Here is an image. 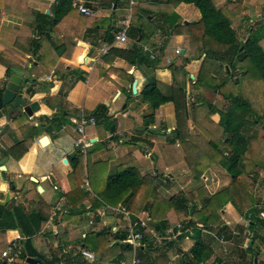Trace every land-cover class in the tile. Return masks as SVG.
Listing matches in <instances>:
<instances>
[{
    "label": "crops",
    "instance_id": "crops-1",
    "mask_svg": "<svg viewBox=\"0 0 264 264\" xmlns=\"http://www.w3.org/2000/svg\"><path fill=\"white\" fill-rule=\"evenodd\" d=\"M54 2L55 0H0V94L12 74L11 70H17L23 73L21 92H24L26 101L36 102L38 105V110L31 118L24 114L7 118L6 125L0 129V160L6 157L5 164L0 168V205L8 208L20 206L26 212L37 208L48 214V219L55 215L53 225L42 223L37 236L32 239L31 250L36 251L44 262L61 259L56 264H131V249L123 243L125 233H114L113 230L114 226L123 227L124 223L119 222V217L106 208L113 206L92 208L91 198L85 196L90 191L86 183L90 181L94 192L97 189L91 179H102L99 191L107 173L113 174L120 162L130 163L141 176L145 173L142 170L146 171L151 165L154 166L149 176L157 178L153 183L155 189L169 184L171 187L177 176L182 177L179 189L186 188L185 192L203 185L211 195L224 190L230 183V177L216 163L205 171L190 166L189 161L196 155V151L190 148L191 143L180 145L178 140L173 145L169 143L176 126L172 103H167L154 112L148 130L142 127L144 121L148 123L144 116L150 110L140 92L154 78L165 86L161 89L167 93L164 89L170 86L172 80L167 60H172L174 66L182 67L191 77L198 73L203 55L200 54L201 36L197 26L193 28L189 25L197 23L201 16L194 6L180 1L99 0L93 2L92 7L86 6L93 13L91 17L72 10L52 28L50 40L44 41L42 45L43 60L37 62L30 55L27 41L34 34L38 35L43 28L32 25L31 11L44 14L48 11L49 15ZM232 3L238 4L244 17V23L233 24L240 38L245 34L247 23L254 25L256 20H263L264 23V0H222L216 9L220 10ZM136 5L154 13L168 16L174 14L177 20L175 26L180 24L174 34L168 37L160 27L156 31L152 30L161 24L163 18L153 21L148 19L143 22L146 30L144 29L142 39L132 41L128 37L125 44L110 45V48H133L148 57L158 53L159 62L154 67H147L146 62L134 66L123 59L113 58L108 52L110 48L107 52L100 53L101 49L109 46L105 35L108 27L114 32L118 31L121 22L128 16L130 23L137 22L132 19ZM106 19L110 21L102 22ZM169 49L173 57L167 58ZM176 50H180L179 55L175 54ZM80 56H83L82 61L79 60ZM194 57L200 58L186 62V58ZM164 58L166 60L163 61ZM148 59L153 60L154 57ZM133 83H136V93L132 92ZM210 100L216 108L222 109L218 105L220 96ZM188 101L189 104L192 102ZM99 107L102 117L96 119L92 114ZM82 114L93 116L96 123L85 127L83 133L79 134L76 128ZM211 119L217 122L219 116L215 114ZM248 119L249 124L245 126L241 137L253 143L259 136L261 127L253 116ZM262 120L260 125L264 126V117ZM113 127L115 130L112 132ZM188 127L201 139L208 140L194 127L191 118L188 120ZM80 139L86 144V148L76 146ZM19 143H25L28 148L21 156V147L17 146ZM79 150L82 152L83 165L77 169L75 176H85L81 188L84 195L72 191L76 183L69 160ZM207 164V161H203L202 165ZM188 165L190 169L201 173V181L195 179V173H192V177L189 176V170L186 174L190 178L185 176L188 178L186 181L184 174L176 173L178 170L184 171V167ZM257 165L259 182L254 190V205L247 208V205L236 204V208L228 202L218 212L219 224L212 226L210 231L203 232V239L211 252V257L205 264H264V243L261 238L253 237L264 238V230L258 225L253 226V232L249 230L248 226L252 223L250 214L247 213L251 208L259 209L260 218L264 219V152ZM172 188L170 193L165 192L168 197L177 193ZM8 193L9 201L5 203ZM69 194L72 202L67 198ZM29 202L32 203L31 206ZM60 203L62 208L57 212L55 208ZM81 209L85 212L77 215L76 212ZM144 216L149 224L143 231L148 230L150 239H144L145 245L137 250L140 264H190L192 234L179 237L168 245H156L152 232L157 231L152 229L154 223L150 222L149 214L142 212L132 215L134 218ZM184 218L186 217H179L177 222ZM169 226L172 225L167 227ZM194 226L197 228L200 225ZM221 234L226 238L227 252H223L222 245L213 238V235ZM18 236L17 231H8L0 236V242H4L0 252ZM20 239L21 242L24 240L21 236ZM81 249L92 253L94 261L84 259L80 254ZM34 260L39 261L37 264H44L40 259ZM1 262L3 261L0 259ZM18 264L28 263L21 259Z\"/></svg>",
    "mask_w": 264,
    "mask_h": 264
},
{
    "label": "trees",
    "instance_id": "trees-1",
    "mask_svg": "<svg viewBox=\"0 0 264 264\" xmlns=\"http://www.w3.org/2000/svg\"><path fill=\"white\" fill-rule=\"evenodd\" d=\"M73 1L75 0H55L49 15L31 11L32 25L43 28L38 35L34 34L27 41L30 55L35 61L42 62V45L44 41L50 40L51 29L58 25L70 11L75 10L72 7ZM80 1H83L85 6L92 7V3L99 0ZM168 1L165 0L166 3ZM170 1L192 5L200 13V20L189 26L193 28L197 26L201 36L200 54H203L201 65L194 78L189 76L182 67L169 64L168 69L171 71L172 80L170 86L164 89L167 93L161 89L165 86L160 85L154 78L146 83L140 95L147 103L150 113L144 116V120H148V123L144 121L142 127L148 130L154 112L159 107L172 103L176 126L169 143L173 145L175 140H178L180 145L191 143L190 148L196 151V155L189 161L190 166L205 171L211 164L216 163L230 177L229 186L210 195L202 185L188 192L178 191L168 197L153 187L151 179L154 177L141 176L130 163L120 162L117 170L104 178L99 191L93 192L90 182L87 181L90 191L86 192L85 196L91 198L94 209H100L104 205L120 204L132 215L148 213L150 222L154 223L152 229L156 231L162 232L168 228V225L175 224L179 217H186L188 224L200 225L192 231L190 237L193 245L189 250V259L194 264H205L210 259L211 252L203 239V232L210 231L212 226L219 224L218 212L221 208L228 202L236 208V204L247 205L249 208L255 203L254 190L259 182L257 161L264 152V126L260 125L264 117V23L263 20H256L254 26L253 23H247L245 34L240 38L233 28L236 22L244 23V17L237 3L218 10L216 6L222 0ZM149 15L151 16L148 17ZM160 17L163 18L161 24L152 30L156 31L160 27L165 36H172L180 25L175 26L176 15L154 13L139 5H136V12L132 18L137 22L130 23L127 36L132 41L142 39L145 35L143 22ZM105 21L110 19L102 22ZM113 34L114 30L108 27L105 35L109 45L113 43ZM163 42L166 44V40ZM162 48L160 51L163 50ZM108 52L113 58L123 59L134 66L146 62L147 67H154L159 62V55L149 60L148 55L133 48L111 47ZM198 58L200 57L186 58V62ZM82 59L83 56H80L79 60L82 61ZM8 74L9 71H7ZM209 94H217L223 98L227 102L225 108H216L212 101L206 98ZM188 97L194 99L190 104ZM44 101L48 103L47 99ZM100 109L101 107L92 114L96 119L102 117L99 114ZM215 114L219 116L217 122L211 119ZM252 116L260 123L261 131L256 140L249 143L241 137V134L245 126L249 124L248 118ZM190 118L194 127L200 130L208 140L201 139L196 132L189 130ZM113 130L115 127L111 129L112 132ZM200 143L201 146H199ZM17 146L21 147L20 156L28 149L25 143H19ZM203 161H207L208 164L203 166ZM69 164L76 183L72 191L84 195L81 188L85 176L82 175L81 178L75 176L78 173L77 169L83 165L80 150L74 153ZM78 179L80 180L77 183ZM195 179L200 180L197 177ZM67 198L72 202L71 194L67 195ZM31 204L29 202V206ZM84 212V209H81L76 213L82 215ZM248 212L252 223L248 229L253 232V226L258 225L264 230V219L260 218V210L251 208ZM48 217V214L37 208L26 212L20 206L8 208L0 205V236L8 231H17L25 240H22L24 251L21 259L35 258L43 261L36 251L31 250V246L32 239L37 236L41 224L46 222ZM147 231H142L145 240L150 239ZM121 237L124 236L121 235ZM253 237L261 238L264 243V238L255 235ZM59 262L61 259H52L50 262L45 261L44 264Z\"/></svg>",
    "mask_w": 264,
    "mask_h": 264
},
{
    "label": "built area",
    "instance_id": "built-area-1",
    "mask_svg": "<svg viewBox=\"0 0 264 264\" xmlns=\"http://www.w3.org/2000/svg\"><path fill=\"white\" fill-rule=\"evenodd\" d=\"M132 1L130 5H132ZM72 7L77 10L80 14L91 17L93 15L92 11L87 8L83 2L75 0L72 2ZM130 26V16L125 18L121 22V27L118 31H115L113 34V43L112 46H118L121 44H125L128 40V30ZM110 48V45L101 49L100 53L103 54L107 52ZM176 53H179V50H176ZM96 121L93 116H85L81 115L76 131L79 134L83 133L85 127L89 125H95ZM76 146L81 148H86V144L80 139ZM88 184L86 183V186ZM62 208V203H60L56 208L55 211L60 212ZM108 208L114 216L119 217V222L124 223L123 227L114 226V233L118 231L124 232L125 239L123 243L130 247L132 252L131 264H140V260L137 257V250L145 245V240L143 237V229L148 227V219L147 217L143 218H134L132 215L122 206L117 205L113 207H106ZM52 216L50 219L46 221L48 226L53 225V218ZM195 226L190 225L187 223V218L180 219L174 225L168 227L164 231H157L152 232L153 241L156 245H168L175 242L179 237L184 235L191 236L192 231L194 230ZM57 233V232H55ZM213 238L217 240L222 245L223 252H227V241L224 235H213ZM24 248L21 242L20 236L16 237L12 241L8 242L6 248L0 252V259L3 261L4 264H18L21 261V256L23 254ZM81 256L89 262L94 261V255L85 249H81L80 251Z\"/></svg>",
    "mask_w": 264,
    "mask_h": 264
},
{
    "label": "water",
    "instance_id": "water-1",
    "mask_svg": "<svg viewBox=\"0 0 264 264\" xmlns=\"http://www.w3.org/2000/svg\"><path fill=\"white\" fill-rule=\"evenodd\" d=\"M48 14V11L46 12ZM183 54V53H182ZM12 74L8 77L7 82L0 94V129L6 125V119L20 117L24 114L31 118L33 113L38 110L36 102L28 103L24 92H21V86L24 83L23 73L17 70H11ZM136 83L132 85V92L136 93ZM3 122V123H2ZM6 157L0 160V168L5 164ZM66 163V161H64ZM40 191V189H38ZM9 201V193L5 197V203ZM20 236V234H19ZM26 263L37 264L39 261L27 258Z\"/></svg>",
    "mask_w": 264,
    "mask_h": 264
},
{
    "label": "rangeland",
    "instance_id": "rangeland-1",
    "mask_svg": "<svg viewBox=\"0 0 264 264\" xmlns=\"http://www.w3.org/2000/svg\"><path fill=\"white\" fill-rule=\"evenodd\" d=\"M254 26V25H253ZM243 33V32H242ZM179 52H180V50H179ZM175 54L176 55H179V53H176V51H175ZM159 54L158 53H155V55L154 54H150V56H149V58L150 59H152L153 57H157ZM167 58L168 57H173V54H172V51H171V49H169L168 50V53H167ZM152 57V58H151ZM164 60H166L165 58L163 59V61ZM191 61V60H190ZM166 64L167 65H169V64H174L173 62H172V60H167L166 61ZM194 78L196 77V74H193L192 75ZM217 96V94H215V95H212V94H209V95H207L206 96V98H209V99H213V98H215ZM213 97V98H212ZM188 99L190 100V101H193L194 99L193 98H191V97H188ZM220 104H218L220 107H222V109L223 108H225V106L227 105V102L223 99V98H221L220 97ZM103 167L105 168V165H103ZM153 167L154 166H150L149 168H148V170H146V171H144V170H142L143 172H145L144 173V175H149L150 173H151V171H153ZM189 170V171H188ZM189 172V173H187V174H189V176H193L192 175V173H195V176L197 177V178H200V175H201V173H197L196 171H195V169H190L189 168V165L187 166V167H184V171H182V170H178V171H176V173L178 174V175H182V174H184V178H185V181L188 179L187 177H189V176H187V174H186V172ZM191 171V172H190ZM110 174L109 173H107V176H109ZM226 175V174H225ZM90 176H91V173H90ZM185 176H187V177H185ZM227 176V175H226ZM165 177V176H164ZM165 178H167V177H165ZM187 178V179H186ZM190 178V177H189ZM220 178V177H219ZM161 179V178H160ZM173 179V178H172ZM171 179V180H172ZM221 180H224L223 178H220ZM156 180H157V178H152L151 179V181H153V183H155L156 182ZM159 180V179H158ZM164 180V182L166 181L165 179H163ZM90 182V181H89ZM101 182H102V179L101 180H98L97 178L96 179H91V183L92 184H94V186H95V188L98 190V188H99V186H100V184H101ZM173 183H172V185H171V187H170V184L169 185H167V186H163L161 189L160 188H157L158 189V192H160L161 194H163V195H167L168 196V193L167 194H165V192L166 191H169V193H170V191H171V188H172V186H173V188H172V190L174 189L176 192H178V191H181L179 188H180V185H179V183L180 182H183V179H182V177H180V176H177V178L175 177V179L172 181ZM165 187V188H164ZM186 190V188H184V190H182V191H185ZM151 224V223H150ZM1 240H3V238H1ZM3 244H4V242H0V249L2 248V246H3Z\"/></svg>",
    "mask_w": 264,
    "mask_h": 264
},
{
    "label": "bare ground",
    "instance_id": "bare-ground-1",
    "mask_svg": "<svg viewBox=\"0 0 264 264\" xmlns=\"http://www.w3.org/2000/svg\"><path fill=\"white\" fill-rule=\"evenodd\" d=\"M0 191H2V189H0Z\"/></svg>",
    "mask_w": 264,
    "mask_h": 264
}]
</instances>
